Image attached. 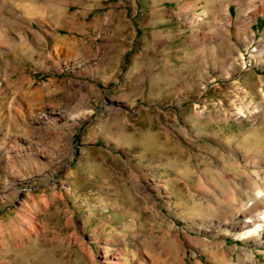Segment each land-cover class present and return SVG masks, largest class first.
Returning <instances> with one entry per match:
<instances>
[{
  "label": "rangeland",
  "instance_id": "374dc122",
  "mask_svg": "<svg viewBox=\"0 0 264 264\" xmlns=\"http://www.w3.org/2000/svg\"><path fill=\"white\" fill-rule=\"evenodd\" d=\"M250 207L264 0H0V264H264Z\"/></svg>",
  "mask_w": 264,
  "mask_h": 264
},
{
  "label": "bare ground",
  "instance_id": "6f19581e",
  "mask_svg": "<svg viewBox=\"0 0 264 264\" xmlns=\"http://www.w3.org/2000/svg\"><path fill=\"white\" fill-rule=\"evenodd\" d=\"M246 213L247 214L244 215V218L240 221L241 232L238 235L239 239L257 237L256 239L261 240L260 246L264 248V207L259 209L250 207L246 209ZM231 260H233V258H231ZM252 261L253 264H256L254 259Z\"/></svg>",
  "mask_w": 264,
  "mask_h": 264
}]
</instances>
